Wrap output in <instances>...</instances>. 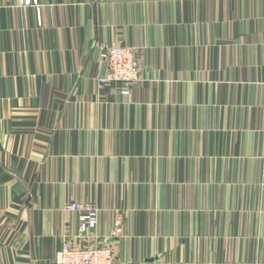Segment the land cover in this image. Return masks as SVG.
Instances as JSON below:
<instances>
[{
  "label": "crops",
  "instance_id": "0c3cea01",
  "mask_svg": "<svg viewBox=\"0 0 264 264\" xmlns=\"http://www.w3.org/2000/svg\"><path fill=\"white\" fill-rule=\"evenodd\" d=\"M263 127L264 0H0V264L80 243L73 201L118 264H264Z\"/></svg>",
  "mask_w": 264,
  "mask_h": 264
},
{
  "label": "built area",
  "instance_id": "2783aa9c",
  "mask_svg": "<svg viewBox=\"0 0 264 264\" xmlns=\"http://www.w3.org/2000/svg\"><path fill=\"white\" fill-rule=\"evenodd\" d=\"M23 3H37V0H22ZM38 23L42 22L40 6L36 5ZM99 56L106 63L104 73L97 75L98 87L104 88L112 83H120L127 94L131 87L142 81L143 65L138 46H126L113 42L99 48ZM262 148L264 149V127L262 129ZM69 210L79 214L80 243L65 239L54 256L52 264H118L113 246L116 238L122 237L124 228L120 220L104 237L94 233L98 225L99 208L89 202L73 201Z\"/></svg>",
  "mask_w": 264,
  "mask_h": 264
}]
</instances>
